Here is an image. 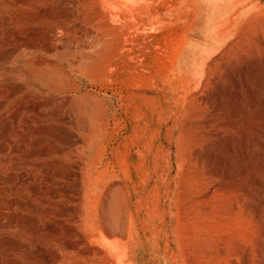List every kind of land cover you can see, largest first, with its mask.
<instances>
[{
	"label": "rangeland",
	"instance_id": "obj_1",
	"mask_svg": "<svg viewBox=\"0 0 264 264\" xmlns=\"http://www.w3.org/2000/svg\"><path fill=\"white\" fill-rule=\"evenodd\" d=\"M246 68L264 0H0V264H264Z\"/></svg>",
	"mask_w": 264,
	"mask_h": 264
},
{
	"label": "bare ground",
	"instance_id": "obj_2",
	"mask_svg": "<svg viewBox=\"0 0 264 264\" xmlns=\"http://www.w3.org/2000/svg\"><path fill=\"white\" fill-rule=\"evenodd\" d=\"M233 82H234V84L236 86L234 94H235V97L237 98V102L240 103V107L239 108L240 109L241 108L244 109V107H245V106H243V103H244L243 89H246L249 92V99H250L251 108L252 107L256 108V104L258 103V101H260L263 98V97L261 98V94H260V91L258 90V88H261L264 85V70L263 71H259L258 69H255V68H253V70H249V68L248 69L247 68L243 69L240 73L237 74V76H234ZM262 100L264 102V98ZM262 104H260V106ZM215 110H217V108ZM255 117L257 119H259V120L263 119V117H264V105H263L262 108H260V109L255 111ZM260 123H262V122H260ZM252 128H253L252 130H254V132L257 133V135H258V138L255 139L254 141L255 142L257 141V142L260 143L261 142L260 138L261 139L264 138V123L261 126H258V127L254 126ZM262 145H263V149H264V140L262 141ZM229 151H230V153H232V155L240 154L243 157V159L245 160L247 166L251 165V157L256 154V152H255L256 150L254 151V149L250 147L249 139H248V136H246V135L243 137L241 143L237 147L231 145L229 147ZM263 153H264V151H263ZM223 161H225V160H223ZM262 163L264 165V159L262 160ZM231 167H233V166H231ZM229 168L230 167H228V169ZM244 172H246V171H244ZM231 173L234 174V172H231V171L228 172L227 174L231 175ZM252 183L258 187V191L260 193V197L258 198L257 206H256V209H255L256 210V215H257V217L263 218V222H264V214H263V211H262L264 209V181H261V180L257 179L256 176H252ZM244 193H246L247 195H251L250 192L248 190H246V189H244ZM261 249H264V248L261 247L260 250ZM261 251H263V250H261ZM263 252H261V253H263Z\"/></svg>",
	"mask_w": 264,
	"mask_h": 264
}]
</instances>
